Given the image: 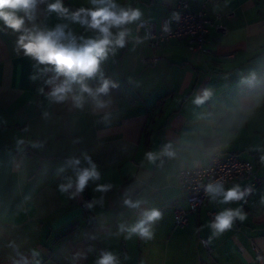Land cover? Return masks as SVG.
Masks as SVG:
<instances>
[{
    "label": "crops",
    "instance_id": "crops-1",
    "mask_svg": "<svg viewBox=\"0 0 264 264\" xmlns=\"http://www.w3.org/2000/svg\"><path fill=\"white\" fill-rule=\"evenodd\" d=\"M52 3L37 2L24 27L63 26L66 44L100 37L71 18L80 9L115 5L141 16L110 30L125 32L124 46H112L83 81L95 93L108 80L107 93L72 83L62 101L50 94L65 77L25 55L23 32L0 21V264H98L107 254L115 264H264V0H189L192 10L205 3L206 17L221 15L228 28L220 36L210 27L212 53L204 54L182 39L154 49L144 38L147 23L171 15L176 0H60L67 15L50 12ZM216 151L250 161L260 182L237 201L209 195L176 228L175 205L188 207L177 173L206 165ZM93 165L98 178L77 191L79 172ZM152 209L162 213L148 225L152 239L130 234ZM208 209L239 210L244 219L219 232Z\"/></svg>",
    "mask_w": 264,
    "mask_h": 264
},
{
    "label": "clouds",
    "instance_id": "clouds-1",
    "mask_svg": "<svg viewBox=\"0 0 264 264\" xmlns=\"http://www.w3.org/2000/svg\"><path fill=\"white\" fill-rule=\"evenodd\" d=\"M95 3L96 0H93ZM37 0H0V21L16 31H22L23 34L19 37L18 44L24 50L25 55L32 56L41 64H51L55 66L57 75L65 77L64 82L55 87L52 97L58 101L65 99V93L71 91L72 83H79L82 92H87L91 95L107 93L109 89V81L103 80L99 88L92 92L90 88L84 84L86 78L94 77L99 71L100 62L107 57V54L112 46L123 47L125 44V32L120 31L113 37L110 31L113 27L119 28L122 25L136 21L140 18L139 10H114L115 5L98 7L95 10L80 9L78 12L72 13L71 18L79 21L82 24H87L93 29H97L100 33L98 39H89L83 44L77 45L75 38H71L69 43L63 41L68 39L63 26H57L51 31H40L38 29H29L24 27L26 16L29 20L34 18L33 12L36 7ZM48 10L57 12L62 15H67L68 10L62 6L60 0L56 3L48 5ZM23 13V15H20ZM85 14L89 19L82 18L81 14ZM114 86V85H113ZM208 93H205V97ZM79 102V97L76 98ZM195 103H203L202 98H197ZM151 159V154H149ZM72 164L78 165L79 160L71 161ZM90 178H98V173L95 170V165L91 169H83L78 174L77 191H82ZM71 187V184L67 185ZM61 190H66L64 185H61ZM98 190H104V186H99ZM207 193L213 196L222 195L225 202L240 200L244 193L239 190V186L224 191L223 186L219 183L208 184L206 187ZM131 207H138L139 202L135 204L131 201H125ZM239 216L244 219V216L239 210L225 211L216 216L212 227L219 232H222L231 227L233 218ZM144 219L140 220L130 229V234H138L144 239H152L153 232L148 226L150 223L160 220L162 213L156 209L144 213ZM98 264H115V257L111 254L105 255Z\"/></svg>",
    "mask_w": 264,
    "mask_h": 264
},
{
    "label": "built area",
    "instance_id": "built-area-1",
    "mask_svg": "<svg viewBox=\"0 0 264 264\" xmlns=\"http://www.w3.org/2000/svg\"><path fill=\"white\" fill-rule=\"evenodd\" d=\"M233 12L227 14L232 16ZM221 15L214 19L206 17L205 3H201L195 10L189 5V0H176L171 15L163 16L159 23L149 21L147 23L144 38L151 48H157L166 39L178 38L185 41L188 50L192 53H212L208 48L210 43V27L220 36L228 34V28L221 22ZM157 56L144 57V62H154ZM178 186L185 191L188 207L179 204L174 207V225L176 228H185L189 224V214L196 213L204 205L209 197L206 191L208 184H221L223 189L236 181L247 179L248 181L239 189L247 193L251 187L260 182L253 164L241 159L236 153H223L216 151L209 155L208 163L201 167H186L177 175ZM237 201V200H233ZM222 213L220 209H208V219L214 223L216 216ZM203 247L210 251V245L206 237H200ZM252 247L260 258L259 251L254 243Z\"/></svg>",
    "mask_w": 264,
    "mask_h": 264
},
{
    "label": "trees",
    "instance_id": "trees-1",
    "mask_svg": "<svg viewBox=\"0 0 264 264\" xmlns=\"http://www.w3.org/2000/svg\"><path fill=\"white\" fill-rule=\"evenodd\" d=\"M37 2H38V3H42V2H43V0H37Z\"/></svg>",
    "mask_w": 264,
    "mask_h": 264
}]
</instances>
